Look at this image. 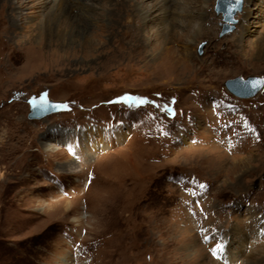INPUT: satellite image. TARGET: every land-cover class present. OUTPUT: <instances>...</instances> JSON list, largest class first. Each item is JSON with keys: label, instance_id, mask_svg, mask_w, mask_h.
I'll use <instances>...</instances> for the list:
<instances>
[{"label": "rangeland", "instance_id": "obj_1", "mask_svg": "<svg viewBox=\"0 0 264 264\" xmlns=\"http://www.w3.org/2000/svg\"><path fill=\"white\" fill-rule=\"evenodd\" d=\"M78 1L91 45L63 50L34 35L38 0H0V264H264V0L234 23L216 0L143 21L132 0ZM184 4L209 22L197 43L164 29ZM250 76L253 96L225 90ZM35 96L66 109L28 118Z\"/></svg>", "mask_w": 264, "mask_h": 264}, {"label": "bare ground", "instance_id": "obj_2", "mask_svg": "<svg viewBox=\"0 0 264 264\" xmlns=\"http://www.w3.org/2000/svg\"><path fill=\"white\" fill-rule=\"evenodd\" d=\"M31 1L32 0H8L9 4H13V3L15 4L14 9L16 11H17V9H23L26 6V4H24L25 2L29 3ZM112 1L113 0H111V2ZM132 1L134 3H136V2L139 3V6L136 8V11H137L136 13H141V16L139 17V21H143L147 17H150L154 13V11H156L160 7L158 4L159 0H132ZM251 1L252 0H245L247 5ZM35 2H36V0H35ZM164 3H166V2H164ZM176 3L177 2L174 1L173 4L176 6ZM185 3H188V1H185ZM190 3L191 4L193 3L192 5L197 4V5L202 6L206 3H208V0H194V1L190 0L189 4ZM38 4L40 5L41 11L39 13L40 14V16H39L40 20L38 21V23L34 29L35 30L34 31L35 36H38L39 39L43 38V39H46L48 41L54 40V42L57 43L58 46H61V45L63 46V50L67 49L68 48L67 46L73 45L75 42H77V44H79V46L82 44L84 47L87 46L86 49L88 48L89 45H91V41L88 38V36H89L88 34H90L91 32H88L87 28H90L93 25H91L88 22L80 19L82 16L83 17L87 16V14L85 15L84 13L83 14L79 13L80 11L79 12L74 11V10H77L81 4L78 0H38ZM142 4H144L145 6H143ZM246 4H245V7L243 8V11H242V14H243L242 19H243V23H244L243 27L245 29L244 32H250V22H248V18L250 17V14L253 12L254 8H258V5H260V4H257L255 2V3H253L254 5L252 6V8L251 7L248 8V6H246ZM89 6H88L89 9L90 8L94 9L97 7V5L96 6L95 5L94 6L89 5ZM98 6L100 9H102V11L100 13L96 12L99 15L100 20L102 18H105L108 14H111V13L114 14V11L111 8V4L108 5V3H107V5H106L107 7H105L103 5V2H102L100 4L98 3ZM164 9H166V8H164ZM190 9H191V7L189 9H187L185 4L183 7L181 6L178 11H175V16L177 15V16L184 18V21H182V18L177 19L176 17L174 18V17L170 16L169 20L167 21V24L164 27V29L166 28L167 32L169 34H173L174 31L177 32V34H178V32H180L181 37H183V38L191 37L189 39L190 42L191 43L192 42L197 43L198 42L197 37L203 36L207 31H209L208 29L205 28V24L209 23V22L204 19V16H202L200 19H198V17H194V16L189 18L188 15H191L190 13L192 12V10H190ZM13 11L14 10H11V12H13ZM163 12H164L163 16L160 17L161 20H162V18L166 17V11H163ZM159 14H161V13H159ZM151 18H152V16H151ZM195 18L197 21H196V23L193 24ZM18 19H21V17L20 18L14 17L13 22H12V26H14V27L16 26ZM229 21H231V20H229ZM97 22H98V20H97ZM97 22L94 24H97ZM252 23L254 24V23H256V21H252L251 24ZM128 35H129V33H128ZM129 36H131V35H129ZM173 36H175V35H173ZM138 38H140V37H138ZM167 39L169 40L171 38L167 37ZM167 39L159 30V31H156L154 38H153V41L150 40L148 43L153 42L152 44H154L159 40H161L164 43V41ZM261 40L262 41L260 42V46H259L260 51H262V50L264 51V38H262ZM187 43H188V41L185 42L186 45H187ZM186 45L183 47V49L188 50V47H187L188 45L187 46ZM255 46L258 49V41L256 42ZM194 49H195V46H194ZM186 57H187V55H186ZM44 146L46 147V149H49L50 144L45 143ZM72 165H75V164L72 163ZM77 167H78L77 165L75 167H71V170L72 171H78ZM65 207L69 208V203H67ZM262 250L263 249H261V250L259 249L258 254H260ZM252 256H250V257H252Z\"/></svg>", "mask_w": 264, "mask_h": 264}, {"label": "water", "instance_id": "obj_3", "mask_svg": "<svg viewBox=\"0 0 264 264\" xmlns=\"http://www.w3.org/2000/svg\"><path fill=\"white\" fill-rule=\"evenodd\" d=\"M242 0H216L215 11L225 12V18L231 20L234 23L236 20L233 18V14L241 9ZM232 29V25H227L223 31H229ZM263 85V80L256 76H250L246 79L242 77H235L232 79H227L224 83L225 89L233 94L234 96L241 98H248L253 96ZM41 97L48 104L58 105L55 108L41 109L39 107H33V103L40 104ZM65 105L61 101H52L45 96H35L29 101V114L28 118L36 119L45 117L51 113H55L59 110L64 109Z\"/></svg>", "mask_w": 264, "mask_h": 264}, {"label": "snow or ice", "instance_id": "obj_4", "mask_svg": "<svg viewBox=\"0 0 264 264\" xmlns=\"http://www.w3.org/2000/svg\"><path fill=\"white\" fill-rule=\"evenodd\" d=\"M238 2V0H237ZM141 103H143V101H141ZM33 107H39L41 108L42 110L43 109H48V108H55V107H58V105H52V104H48L44 101L43 97H41V103L40 104H36V103H33ZM200 188H204L205 186L203 184L199 185ZM205 239H208L207 236H205ZM217 249H221V245H217ZM215 250L213 251V255H215Z\"/></svg>", "mask_w": 264, "mask_h": 264}]
</instances>
